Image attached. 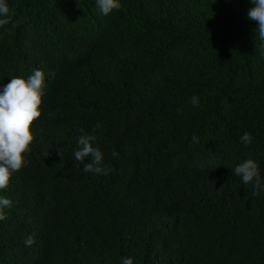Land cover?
<instances>
[{
	"label": "trees",
	"instance_id": "obj_1",
	"mask_svg": "<svg viewBox=\"0 0 264 264\" xmlns=\"http://www.w3.org/2000/svg\"><path fill=\"white\" fill-rule=\"evenodd\" d=\"M119 2L104 15L97 0H6L0 91L36 69L46 79L27 163L0 189L12 201L0 264H264V40L248 16L254 5ZM84 135L95 136L107 174L75 160ZM248 159L259 189L232 174Z\"/></svg>",
	"mask_w": 264,
	"mask_h": 264
},
{
	"label": "clouds",
	"instance_id": "obj_2",
	"mask_svg": "<svg viewBox=\"0 0 264 264\" xmlns=\"http://www.w3.org/2000/svg\"><path fill=\"white\" fill-rule=\"evenodd\" d=\"M254 5L248 16L258 22V35L264 40V0H251ZM97 4L104 15L113 10H119V0H97ZM11 21L10 9L6 0H0V27ZM45 73L36 69L27 79L22 77L11 78L10 82L3 86L0 91V189H7L11 183L13 174L19 172L27 163L25 157L31 151L35 140L32 131L35 122L42 116L44 103ZM194 106H198L199 98L193 96L191 100ZM102 127L94 126L93 131ZM241 142L249 145L252 142L250 133H244ZM94 135H84L78 138V150L75 151L76 161L84 164L83 171L96 174H107L101 165L104 155L97 147H93ZM193 142H198V137L193 136ZM63 157V153L59 150ZM113 155H117L113 153ZM91 157V163H85V158ZM232 174L242 178L244 184L255 180V188L261 186L260 169L258 164L248 159L232 169ZM12 201L6 197H0V221L5 220V209L10 207ZM25 246L31 247L35 243L34 235H29L25 240ZM124 264H133L131 258H124Z\"/></svg>",
	"mask_w": 264,
	"mask_h": 264
}]
</instances>
